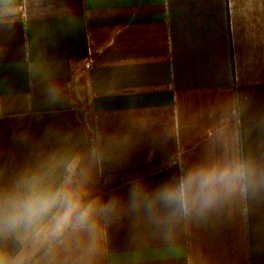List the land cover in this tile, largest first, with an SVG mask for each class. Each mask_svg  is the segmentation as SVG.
<instances>
[{"label":"crops","instance_id":"1","mask_svg":"<svg viewBox=\"0 0 264 264\" xmlns=\"http://www.w3.org/2000/svg\"><path fill=\"white\" fill-rule=\"evenodd\" d=\"M25 179L0 264H264V0H0V210Z\"/></svg>","mask_w":264,"mask_h":264},{"label":"clouds","instance_id":"2","mask_svg":"<svg viewBox=\"0 0 264 264\" xmlns=\"http://www.w3.org/2000/svg\"><path fill=\"white\" fill-rule=\"evenodd\" d=\"M245 175L243 165H227L212 169H195L181 181L180 191L183 193H208L217 186H227ZM30 187L26 194L15 193L8 197L7 218L13 222L35 219L46 213L55 200V194L45 191L25 179ZM174 195V192H169Z\"/></svg>","mask_w":264,"mask_h":264}]
</instances>
